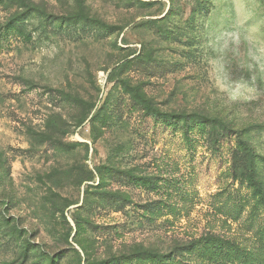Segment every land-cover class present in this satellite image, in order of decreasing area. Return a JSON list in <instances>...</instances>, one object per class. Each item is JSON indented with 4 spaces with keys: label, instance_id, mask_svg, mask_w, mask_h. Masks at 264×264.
Here are the masks:
<instances>
[{
    "label": "rangeland",
    "instance_id": "rangeland-1",
    "mask_svg": "<svg viewBox=\"0 0 264 264\" xmlns=\"http://www.w3.org/2000/svg\"><path fill=\"white\" fill-rule=\"evenodd\" d=\"M0 0V264H264V0Z\"/></svg>",
    "mask_w": 264,
    "mask_h": 264
},
{
    "label": "trees",
    "instance_id": "trees-1",
    "mask_svg": "<svg viewBox=\"0 0 264 264\" xmlns=\"http://www.w3.org/2000/svg\"><path fill=\"white\" fill-rule=\"evenodd\" d=\"M16 5H18L20 8H25V9L29 10L30 13H34V11H35L34 8H32V6H31L30 0H18Z\"/></svg>",
    "mask_w": 264,
    "mask_h": 264
}]
</instances>
